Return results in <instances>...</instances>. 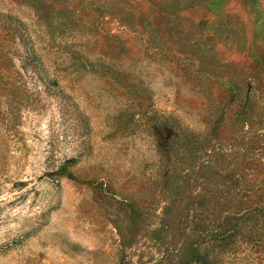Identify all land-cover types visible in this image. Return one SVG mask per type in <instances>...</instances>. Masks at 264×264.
<instances>
[{
	"label": "rangeland",
	"instance_id": "1",
	"mask_svg": "<svg viewBox=\"0 0 264 264\" xmlns=\"http://www.w3.org/2000/svg\"><path fill=\"white\" fill-rule=\"evenodd\" d=\"M0 264H264V0H0Z\"/></svg>",
	"mask_w": 264,
	"mask_h": 264
},
{
	"label": "trees",
	"instance_id": "2",
	"mask_svg": "<svg viewBox=\"0 0 264 264\" xmlns=\"http://www.w3.org/2000/svg\"><path fill=\"white\" fill-rule=\"evenodd\" d=\"M71 161L65 162L64 165L56 172V175L62 176L67 174L68 166L71 164Z\"/></svg>",
	"mask_w": 264,
	"mask_h": 264
}]
</instances>
